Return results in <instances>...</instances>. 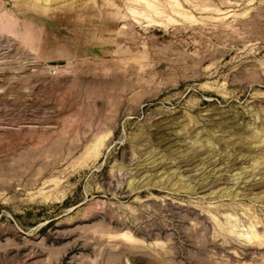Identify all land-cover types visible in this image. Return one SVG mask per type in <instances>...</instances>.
Returning a JSON list of instances; mask_svg holds the SVG:
<instances>
[{"label": "rangeland", "instance_id": "374dc122", "mask_svg": "<svg viewBox=\"0 0 264 264\" xmlns=\"http://www.w3.org/2000/svg\"><path fill=\"white\" fill-rule=\"evenodd\" d=\"M0 264H264V0H0Z\"/></svg>", "mask_w": 264, "mask_h": 264}, {"label": "built area", "instance_id": "2783aa9c", "mask_svg": "<svg viewBox=\"0 0 264 264\" xmlns=\"http://www.w3.org/2000/svg\"><path fill=\"white\" fill-rule=\"evenodd\" d=\"M57 71H58L57 68H55V67L51 68V73H52V74H56Z\"/></svg>", "mask_w": 264, "mask_h": 264}, {"label": "bare ground", "instance_id": "6f19581e", "mask_svg": "<svg viewBox=\"0 0 264 264\" xmlns=\"http://www.w3.org/2000/svg\"><path fill=\"white\" fill-rule=\"evenodd\" d=\"M127 233V232H126Z\"/></svg>", "mask_w": 264, "mask_h": 264}]
</instances>
